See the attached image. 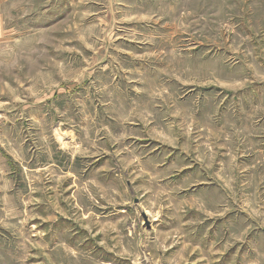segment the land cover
Wrapping results in <instances>:
<instances>
[{
	"label": "rangeland",
	"instance_id": "1",
	"mask_svg": "<svg viewBox=\"0 0 264 264\" xmlns=\"http://www.w3.org/2000/svg\"><path fill=\"white\" fill-rule=\"evenodd\" d=\"M0 264H264V0H0Z\"/></svg>",
	"mask_w": 264,
	"mask_h": 264
}]
</instances>
